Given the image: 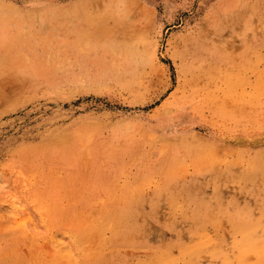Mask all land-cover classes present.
I'll return each instance as SVG.
<instances>
[{
  "label": "rangeland",
  "instance_id": "rangeland-1",
  "mask_svg": "<svg viewBox=\"0 0 264 264\" xmlns=\"http://www.w3.org/2000/svg\"><path fill=\"white\" fill-rule=\"evenodd\" d=\"M0 15L23 59L61 47L41 72L0 58V264H67L83 224L123 212L98 264H264V0H0Z\"/></svg>",
  "mask_w": 264,
  "mask_h": 264
},
{
  "label": "bare ground",
  "instance_id": "bare-ground-1",
  "mask_svg": "<svg viewBox=\"0 0 264 264\" xmlns=\"http://www.w3.org/2000/svg\"><path fill=\"white\" fill-rule=\"evenodd\" d=\"M7 21H8V19L5 16L0 15V54H1V57L0 58L1 59H3V60H5V59L6 60H10V61H12L13 63H16V64L17 63H25L30 68H32L33 71L35 69L38 72H41V70H39L35 66H37L38 63L41 64L42 62L45 63V64H48L47 63V60H46V57L49 54H51V53H60L61 52L60 51V48L61 47H59L58 45H55V46L54 45L53 46L50 45V46H47V48H46L47 49L46 52H45L46 55L44 57L45 60L44 59L38 60L37 58H35L33 56L30 59H28V60L27 59L26 60L23 59L21 57V55H22L23 50L27 47L26 45H27L28 42L25 40V36L21 32H17L14 35H5L4 32H3V29H5V25H6V22ZM124 23H126V22H124ZM85 42H86V40H85ZM2 45H3V51H1ZM6 49H12L15 53H18L19 55L17 54L16 57H10L9 54L5 51ZM65 49H68V47L66 46ZM120 49L121 48L119 46H117L114 43H112V44H109V45L103 47L101 49V52L100 53H97V55L93 56V58L95 60H97V62H99V63L107 62L109 60V58L115 57V54L117 52H119ZM122 50H124V47H123ZM138 53H139V51L137 49H132L130 51V53H129V55H130L129 58H132V57L135 58V57H137L138 56ZM127 64H129V63H127ZM45 66H47V65H45ZM107 71H108V69H106V70H105V68L103 69V73H102L100 79H104L105 73ZM36 74H40V73H36ZM85 135H87V134H85ZM78 136L81 137V135H78ZM85 137H87V136H85ZM82 141L83 140H80L81 144H82ZM84 142H85V139H84ZM82 145H84V144H82ZM235 217H237V216H235ZM126 222H127V216H126V213L123 212L121 214L120 213H116L115 215H113L112 218H109V217L106 216L105 218L100 219V221L97 222V223H85V224H83L82 229L79 230L77 232V234L75 233L76 236L73 235L74 237H72L70 241L72 243L71 244V248L74 247V249L77 250L79 247H76V244L78 245V242H79L80 243L79 245L82 244L83 249L84 248H86V249L85 250H82L81 249L82 250L81 251L82 253L78 257L75 256L74 254H72L71 256H68V258H67V264H94V263L95 264H98L97 261H98V258H99L100 254H101V250H102L103 245H104V240H103V236H102L103 231L104 230H108V229L110 230L112 228V232H114L113 233V235H114L113 237L116 239V238H118V237H116L117 234H118L116 232V230L117 229H119V230L122 229L123 226L126 224ZM130 232H134V230L133 231H130ZM72 233H74V232H72ZM136 233H137V231H136ZM67 239H69V237H67ZM210 241H211V239H210ZM210 244H212V243H210ZM191 248H193V245L189 246L188 250H191ZM183 249H185V248H183ZM57 250H58V248H57ZM79 250L80 249H78V251ZM63 251H65V250H63ZM66 253H67V251H66ZM66 255H69V254L67 253ZM52 256H53V258H55L54 257V254ZM52 259H50V263H51V260ZM57 259H58V256H56V258L54 259V261L52 262V264H54L55 262H57V263L60 262ZM63 259H59V260H63ZM165 261L166 260L163 259V258H161V256L159 254H157V255L156 254L150 255L145 260L146 264H164ZM169 261H170V259H169ZM116 263H118V264H129V262L125 258L118 259L116 261ZM37 264H45V263H43V261H39Z\"/></svg>",
  "mask_w": 264,
  "mask_h": 264
}]
</instances>
